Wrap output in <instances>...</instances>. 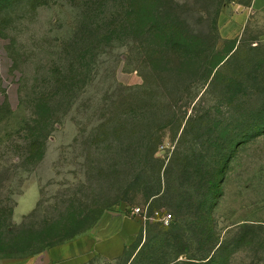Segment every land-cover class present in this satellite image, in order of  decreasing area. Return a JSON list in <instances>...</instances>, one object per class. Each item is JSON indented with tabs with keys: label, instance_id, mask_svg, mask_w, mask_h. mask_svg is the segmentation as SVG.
<instances>
[{
	"label": "rangeland",
	"instance_id": "1",
	"mask_svg": "<svg viewBox=\"0 0 264 264\" xmlns=\"http://www.w3.org/2000/svg\"><path fill=\"white\" fill-rule=\"evenodd\" d=\"M252 3L0 0V264H43L51 245L136 207L145 225L126 252L85 264H146L134 260L146 229L201 198L184 169L220 156L225 264H264V12ZM151 152L170 167L157 204ZM244 223L253 243L239 246Z\"/></svg>",
	"mask_w": 264,
	"mask_h": 264
},
{
	"label": "trees",
	"instance_id": "2",
	"mask_svg": "<svg viewBox=\"0 0 264 264\" xmlns=\"http://www.w3.org/2000/svg\"><path fill=\"white\" fill-rule=\"evenodd\" d=\"M229 59L230 57L227 60L221 59L217 65L222 62L225 64ZM154 155L155 153L151 152L149 157L159 163L160 167L156 184L153 186V190L146 192V198L157 204L165 193L162 190V177L165 180L168 179L170 167L168 165L164 168V163L158 161V158H154ZM220 157V161L212 169L194 171L192 168L184 169L187 178L186 188L189 187L201 194V198L186 200L183 206H180L182 212L173 222H170L168 227L158 222L153 224L155 226H152L151 230L147 228V238L134 260L142 257L146 264H225L223 256L229 254L232 241L222 238L217 226L215 209L219 203L220 183L225 177L229 158L228 156ZM163 169L164 175L162 176ZM238 228L240 234L237 244L241 246L245 244L251 233H255L256 226L244 223ZM183 255L186 258L180 259Z\"/></svg>",
	"mask_w": 264,
	"mask_h": 264
},
{
	"label": "crops",
	"instance_id": "3",
	"mask_svg": "<svg viewBox=\"0 0 264 264\" xmlns=\"http://www.w3.org/2000/svg\"><path fill=\"white\" fill-rule=\"evenodd\" d=\"M252 8L264 12V0H253ZM139 217H105L92 232L48 248L43 264H85L95 255L118 258L143 230L145 224Z\"/></svg>",
	"mask_w": 264,
	"mask_h": 264
},
{
	"label": "built area",
	"instance_id": "4",
	"mask_svg": "<svg viewBox=\"0 0 264 264\" xmlns=\"http://www.w3.org/2000/svg\"><path fill=\"white\" fill-rule=\"evenodd\" d=\"M141 213H143V210L141 207H136L135 209H133V214L134 215H142ZM143 218L146 220L148 217L143 215ZM173 219V214H166L163 218V221L166 223V224H170V222L172 221Z\"/></svg>",
	"mask_w": 264,
	"mask_h": 264
}]
</instances>
